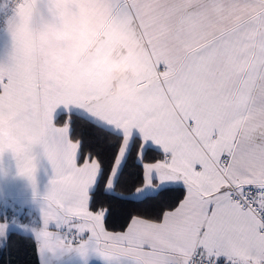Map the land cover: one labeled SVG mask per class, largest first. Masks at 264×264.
Wrapping results in <instances>:
<instances>
[{
  "label": "snow or ice",
  "instance_id": "6c2138e0",
  "mask_svg": "<svg viewBox=\"0 0 264 264\" xmlns=\"http://www.w3.org/2000/svg\"><path fill=\"white\" fill-rule=\"evenodd\" d=\"M86 2L105 36L142 46L134 96H112L99 71L81 83L28 59L0 63V117H10L0 155L11 151L34 180L33 124L62 137L47 159L38 251H91L106 264H264V0ZM77 121L91 129L87 143ZM126 175L139 181L127 194L117 191ZM101 183L104 195L154 200L152 216L108 231L107 210H90Z\"/></svg>",
  "mask_w": 264,
  "mask_h": 264
},
{
  "label": "clouds",
  "instance_id": "9594fccd",
  "mask_svg": "<svg viewBox=\"0 0 264 264\" xmlns=\"http://www.w3.org/2000/svg\"><path fill=\"white\" fill-rule=\"evenodd\" d=\"M0 31L10 41V57L28 59L49 75L65 80L75 78L83 83L87 77L101 72L112 96L135 95L128 81L139 79L144 72L143 48L125 33L113 31L105 36L86 0H2ZM106 40L112 50L102 49ZM9 115L5 113L3 132L9 131ZM28 146L48 159L59 156L60 134L50 136L40 124H33L26 137ZM28 178V177H27ZM35 179L28 178L30 187ZM34 238L40 226H25Z\"/></svg>",
  "mask_w": 264,
  "mask_h": 264
},
{
  "label": "crops",
  "instance_id": "0c3cea01",
  "mask_svg": "<svg viewBox=\"0 0 264 264\" xmlns=\"http://www.w3.org/2000/svg\"><path fill=\"white\" fill-rule=\"evenodd\" d=\"M0 2H2V0H0ZM10 54V41L8 37L1 32L0 63H6L9 60ZM34 155L36 163L35 192L33 187L28 185V178L19 174L15 155L11 151H6L0 155V205H6L10 210L17 209L27 212L33 216L35 221L33 224H26L17 220L6 221L0 219V222L7 223V232L5 236H0V247L10 231H17L34 238L33 234L28 231L25 226H39L42 197L47 191L54 173L46 157L38 150ZM51 230L57 231L62 237H71V233L64 228L57 230L53 226ZM35 243L39 264H106L103 258L91 251L87 256H81L75 248H56L52 250H41L39 252L37 242L35 241Z\"/></svg>",
  "mask_w": 264,
  "mask_h": 264
},
{
  "label": "trees",
  "instance_id": "16d2710c",
  "mask_svg": "<svg viewBox=\"0 0 264 264\" xmlns=\"http://www.w3.org/2000/svg\"><path fill=\"white\" fill-rule=\"evenodd\" d=\"M76 131L83 135L87 143L91 132L90 127L81 121H77ZM125 180L127 181L126 184H124ZM138 184L139 181L136 180L135 176L126 175L117 191L123 190L127 194L129 191L134 190V185ZM95 200L96 204L94 206L90 205V210L95 211L103 206L107 210L105 227L113 232L123 231L126 222L133 215L150 218L156 203L154 200L133 203L104 195L102 183L96 191ZM0 264H39L34 238L17 231H10L1 246Z\"/></svg>",
  "mask_w": 264,
  "mask_h": 264
},
{
  "label": "built area",
  "instance_id": "2783aa9c",
  "mask_svg": "<svg viewBox=\"0 0 264 264\" xmlns=\"http://www.w3.org/2000/svg\"><path fill=\"white\" fill-rule=\"evenodd\" d=\"M1 32L2 31H0V34ZM0 219L6 221L17 220L26 224L35 223L34 218L31 214L17 209L10 210L7 208L6 205H0ZM0 254H1V247H0Z\"/></svg>",
  "mask_w": 264,
  "mask_h": 264
}]
</instances>
